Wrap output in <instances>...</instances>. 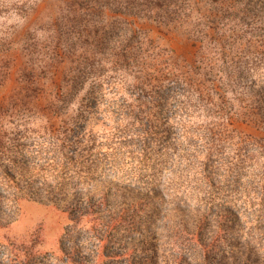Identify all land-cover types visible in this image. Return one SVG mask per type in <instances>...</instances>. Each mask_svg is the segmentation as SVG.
Listing matches in <instances>:
<instances>
[{
    "label": "rangeland",
    "instance_id": "1",
    "mask_svg": "<svg viewBox=\"0 0 264 264\" xmlns=\"http://www.w3.org/2000/svg\"><path fill=\"white\" fill-rule=\"evenodd\" d=\"M160 1L152 0L153 3ZM193 1H196L193 13L186 21L183 16H162L155 4H148L150 0H0V71L3 73L8 67H13L12 76L6 84L19 83L23 79V68L45 65L55 50L65 52L66 58L61 61V66L69 71L80 69L81 61H84L82 54L86 48H95L97 51L93 59L84 61L91 70L94 69L93 74L84 73L83 86L70 103L61 105L58 126L61 129L65 125L74 130L78 128V131L86 133L85 140L89 136L94 137L103 151L101 165L104 168H100L97 180L93 183L82 178L81 190L87 192L92 184L94 189L107 187L108 179L113 176L111 163L114 162L119 163L122 168L119 169L120 177L133 176L132 182L130 179H121L124 186L131 189H121L118 192L125 193L127 197L129 205L125 206L126 210L129 209L125 214L131 220H137L136 228H132L131 232L125 229L126 224L118 223V230L103 234L99 230L98 215H88L76 220L60 207L29 198L19 200L16 209L6 203L5 211L11 216V221L0 225V264H207L212 252L196 247L182 231L185 225L194 231L197 228L196 222L206 214L208 220L205 222V236H214L217 229L214 226L215 219L219 215V206L224 201L222 196H218L216 206L210 205L211 200L205 195L206 191L198 188L199 185L205 187V184L198 180L199 177H195L196 166L192 165L193 170L187 168L181 155L187 149L190 154H198L193 149L204 147L200 136L217 119H213L199 103L186 115L175 113L173 103L168 106L169 111L164 116L176 115L172 116L170 127L175 139H178V151H169L166 156L161 146L149 139L151 150L146 155L139 154L137 147L143 145V139L135 137L130 141V136L122 135L124 129L130 127L128 123L134 124V131H139L148 118V115L141 113L137 115L138 108L134 98L139 94L130 86L136 67L131 65L128 70L116 63V53L121 49L117 40L120 35H114V39L103 47L99 43L95 47L96 38H101L110 30L109 24L123 18L139 32L140 37L134 42L135 45L143 46V51H148L151 55L161 53L163 67L179 73L195 60L200 64L198 56L202 57L204 53L209 59L207 63L213 65L217 38H220L213 30L215 26L224 28L232 24H243L244 27L248 26V31L257 32L258 25H261L260 19H264V0H254L257 17L249 21H244L240 16L242 14L236 12L222 14L216 21L201 20L202 14L210 7L198 3L199 0ZM200 21L203 23L199 24ZM229 40L226 43L229 44ZM261 64L256 77L258 74L261 77L264 75V61ZM214 77L215 74L209 72L204 79L211 88ZM250 79L251 76L243 77L237 86L238 94L236 91V94H226L233 114L245 112L246 107L250 106ZM64 80L71 83V78ZM96 83L101 84V93L97 104L88 105L85 95L89 87ZM1 84L4 82L0 81ZM215 93L212 92L214 96L210 97L213 101L217 100ZM121 103L130 105L133 115L117 112ZM262 108L264 110V101ZM146 113L148 112L144 114ZM23 116L28 117L31 127L44 124L37 113H26ZM180 117L186 119L185 127L177 123L176 120ZM253 118L264 121V116L240 115L234 120V128L243 136H264V122H253ZM10 126L11 124H7L8 130ZM186 131L194 133V148L189 147ZM236 141L237 139L234 140ZM228 142L226 140L225 143L229 151L233 144ZM160 160L165 161L161 163ZM172 175L174 187L166 183ZM243 180L246 182L247 179ZM224 182L219 185L223 187ZM160 187L165 193L162 198L154 192ZM120 201L123 203L124 199ZM237 207L244 211L241 202H237ZM256 215L257 213L253 217ZM247 216L249 215L243 218L245 221ZM253 225L246 222L242 230L248 232ZM99 235L104 238L99 240ZM253 235L259 237L257 229ZM241 238L239 242H232L234 253L243 251V242L249 239L247 233ZM217 245L221 252L218 257H222L223 252H231L226 240ZM256 255L261 261L264 260L261 250H257ZM244 256L245 254L241 256L242 260ZM223 262L233 263L230 258H225ZM214 263L213 260L210 261V264Z\"/></svg>",
    "mask_w": 264,
    "mask_h": 264
},
{
    "label": "trees",
    "instance_id": "2",
    "mask_svg": "<svg viewBox=\"0 0 264 264\" xmlns=\"http://www.w3.org/2000/svg\"><path fill=\"white\" fill-rule=\"evenodd\" d=\"M150 1L149 5L153 3ZM199 2L210 7L202 14L201 20L216 21L222 14L230 12L242 14L240 16L244 21L253 18L255 20L257 17L254 0H199ZM153 4L160 10L162 16L168 18L174 15L180 18L183 16L185 17L183 20L187 21L193 13L196 1L161 0L160 3ZM260 20L261 25H258L257 32L248 31V26L244 27L243 24L241 26L232 24L224 28L215 26L213 30L220 38H217L213 65L207 63L209 59L204 53V56H198L200 64L195 60L179 73L163 67L161 53L151 55L148 51H143V46L134 44L140 37L139 32L137 33L126 19L113 21L109 24L110 30L101 38H96L95 47L98 43L103 47L114 39V35H120L117 40L121 49L118 54L116 53V63L127 69L133 65L136 67L133 81L129 85L139 94L134 98L138 108L137 115L141 113L148 115V118L139 131H134L132 128L134 124L128 123L130 127H126L122 135L130 136L132 139L130 141L135 137L143 139V145L137 147L139 154L146 155L151 150L149 139L160 145L166 156L169 151H178V139H175L170 127V120L176 115L164 116L169 111L168 106L173 103L175 113L181 112L185 115L199 103L200 107L204 106L205 111L214 117L213 119H217L200 136L204 147L193 149L198 154H190V150L187 149L188 151L181 155L186 161L187 168L193 170L192 165L196 166L195 177H199L198 180L205 184V187L199 185L198 188L206 191L205 195L211 200L210 205L216 206L218 196H222L224 201L220 204L219 215L215 219L214 226L217 229L214 236L211 238L205 236L207 228L205 222L208 220L206 214L196 222L197 228L194 231L187 227L188 225H185L182 231L196 247L200 246L204 251L212 252V256L208 255L207 264L212 260L214 264H225L223 262L225 258H230L232 264H264V260L261 261L258 254L256 255L257 250L264 253V136L252 134L243 136L234 128L236 116L247 117L248 114H255L261 118L264 116L262 108L264 75L255 76L264 61V19ZM201 23L203 22L200 21L199 24ZM228 40L229 44L226 43ZM95 54H97L95 48H86L82 54L83 60L93 59ZM65 58V52L55 50L45 65L38 68H23L21 70L23 79L17 84H6L12 76L13 67H8L3 73L0 71V81L4 82L0 85V225L11 221V216L5 211L6 203L16 209L19 200L29 198L60 207L76 220L88 215H98L99 230L103 234L118 230V223L126 224L125 229L131 232L132 228H136L137 220L132 218V221L130 216L125 214L129 209L126 210L125 206L129 205L126 202L127 197L125 193L118 191L131 189L124 186L121 179L131 180L133 176L120 177L119 169L122 168L119 163H111L113 176L108 179L107 187L94 189L92 184L87 192L81 190L82 178L93 183L97 180L100 168H104L101 165L103 151L96 144L94 137L89 136L85 140L86 133L78 131V128L74 130L65 125L61 129L58 126L59 110L62 104L70 103L78 89L83 86L85 79L83 74L86 72L93 74L94 69L91 70L88 63L81 61L84 65L81 64L80 69L69 71L61 66V61ZM209 72L215 74L212 88L204 80ZM244 76L248 78L251 76L249 86L247 84L251 103L245 112L234 115L228 105L226 94L235 91L238 94L237 86ZM64 78H71V83H66ZM212 92H216L215 101L210 98L214 96ZM100 93V83L91 85L85 95L87 104H97ZM241 100L240 98L239 101ZM129 106L121 103L116 110L133 115ZM145 112L148 113L144 114ZM26 113L39 114L38 118H41L44 124L31 127L28 117L23 116ZM176 121L185 127L184 117ZM251 121L264 122L263 119L254 118ZM7 124H11L10 130ZM186 132L189 147L194 148L192 144L194 133ZM226 140L237 147L229 145L228 151ZM164 161L160 160L161 163ZM243 179H247L246 182ZM223 181L224 186L221 187L219 183ZM166 183L174 187L173 175ZM154 192L161 198L165 194L161 187ZM122 198L123 203L120 201ZM131 202L135 204L134 200ZM237 202L242 203L244 211L237 207ZM255 213L257 215L253 217ZM247 214L249 216L245 221L243 218ZM244 222L255 225L250 227L248 232H244L242 230ZM256 229L258 238L253 235ZM245 233L249 239L243 242L244 250L234 253L232 242L241 240ZM99 236V240L104 238L102 235ZM208 240L211 242L208 243ZM219 240H226L231 249L229 254L223 252L222 257H218L221 253L217 245ZM243 254L245 256L242 260Z\"/></svg>",
    "mask_w": 264,
    "mask_h": 264
}]
</instances>
